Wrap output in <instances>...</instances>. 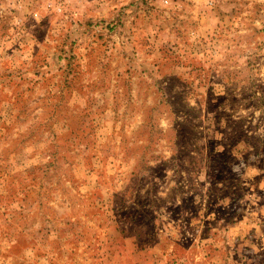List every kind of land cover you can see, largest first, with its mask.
Returning a JSON list of instances; mask_svg holds the SVG:
<instances>
[{"label": "rangeland", "instance_id": "374dc122", "mask_svg": "<svg viewBox=\"0 0 264 264\" xmlns=\"http://www.w3.org/2000/svg\"><path fill=\"white\" fill-rule=\"evenodd\" d=\"M0 264H264V0H0Z\"/></svg>", "mask_w": 264, "mask_h": 264}]
</instances>
